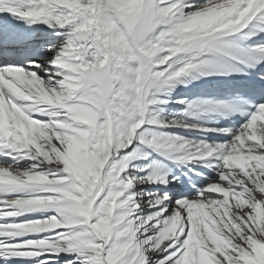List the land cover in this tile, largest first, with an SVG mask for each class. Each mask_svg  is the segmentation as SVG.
Segmentation results:
<instances>
[{
    "label": "snow or ice",
    "instance_id": "obj_1",
    "mask_svg": "<svg viewBox=\"0 0 264 264\" xmlns=\"http://www.w3.org/2000/svg\"><path fill=\"white\" fill-rule=\"evenodd\" d=\"M0 264H264V0H0Z\"/></svg>",
    "mask_w": 264,
    "mask_h": 264
}]
</instances>
